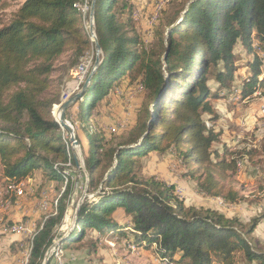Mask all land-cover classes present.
Returning <instances> with one entry per match:
<instances>
[{"label":"trees","instance_id":"obj_1","mask_svg":"<svg viewBox=\"0 0 264 264\" xmlns=\"http://www.w3.org/2000/svg\"><path fill=\"white\" fill-rule=\"evenodd\" d=\"M82 2L24 0L7 22L0 14V168L7 179L24 178L36 169L59 179L62 168L55 164L69 160L52 115L60 103L51 112L59 94L51 92L50 75L58 57L83 55L93 45L77 9ZM134 7L133 0H95L94 30L104 58L75 102L86 115L112 83L128 76L143 88L147 105L126 140L103 149L101 136L100 156L92 151L86 158L90 185L98 168L102 189L82 203L60 245L79 241L89 228L151 248L164 264H238L237 252L249 263L264 264V250L254 249L248 238L264 220V211L245 226L217 209L185 205L174 184L144 176L139 162L151 151L170 152L200 193L227 203L240 199L234 180L238 157L252 160L255 149L212 148L218 133L202 115L212 112L209 99L234 87L240 99L263 88L264 0H192L151 48L131 34ZM237 44L252 57L236 85ZM117 209L127 222L115 217ZM59 220L60 215L37 230L26 264H42Z\"/></svg>","mask_w":264,"mask_h":264},{"label":"rangeland","instance_id":"obj_2","mask_svg":"<svg viewBox=\"0 0 264 264\" xmlns=\"http://www.w3.org/2000/svg\"><path fill=\"white\" fill-rule=\"evenodd\" d=\"M23 1H0V14L5 22ZM191 1L135 0L131 15V34L139 36L147 48L155 47L159 42L158 34L161 33L164 37L168 30L167 24L174 18L175 22L178 21L182 17V8H186ZM90 3L91 0H83L77 5L78 11L84 16L83 27L87 35ZM234 53L236 64L239 66L235 78L237 85L240 84L241 77L247 70V61L252 56L239 44L234 47ZM95 58L93 44L83 55L68 52L55 60L50 75L53 86L51 92L59 94V101L52 104L51 112L53 105L60 103L65 95L70 98L82 88ZM99 58L101 61L104 58L102 50ZM85 59L89 62L90 68L88 66V73L82 82L78 83L74 72L78 64ZM262 59L261 69L264 75V57ZM207 83L212 89L216 86L212 79ZM112 84L107 95L91 106L86 115L82 114L78 102L72 103L66 109L65 119L74 130L78 151L73 148L68 131L56 121L53 113L58 106L54 107L52 115L59 125V132L69 158L64 164H55L62 168L58 175L59 179L50 180L39 169L18 180H9L0 173V217L4 221L11 222L8 220L10 208L17 206L20 200L26 202L20 207L25 206L27 210L31 208L30 213H37L38 231L44 224L60 215L59 222L53 226V240L48 248L62 236L66 238L69 230L75 225L74 217L79 207L85 200H92L102 189L99 169L94 170L93 184L90 185L85 162L92 151L96 156H100L102 151L96 146L101 136L102 142L106 141L103 149L109 145L114 147L126 140L147 105L143 88H140L137 82H130L128 76ZM223 94L218 98L220 100L214 101L217 104L212 103L215 99H209L212 112L205 111L202 115L213 131L218 133V139L213 142L212 148L219 152L222 151L223 146L232 147L233 149L230 150L242 147L255 149V152H252V160L247 156L238 157L234 176L235 187L240 197L238 201L227 203L200 193L195 181L183 175V168L170 152L151 151L154 152L152 155L144 156L139 160L141 173L144 176L154 175L157 179L174 184L176 194L185 205L214 208L237 217L240 221L243 220L241 222L248 226L259 211H264V86L244 99H240L235 87L231 92L225 91ZM214 115L216 118L210 119ZM42 202L45 203L44 207L40 205ZM115 217L121 223L127 222L128 219L121 209H117ZM259 223L248 238L254 249L263 251L264 222ZM113 234L114 232L109 231L106 234L96 235L93 230L85 228L79 241H71L52 248L47 264H164L153 254L151 248L134 246L126 238ZM236 261L238 264H254L247 262L242 252L236 253Z\"/></svg>","mask_w":264,"mask_h":264},{"label":"crops","instance_id":"obj_3","mask_svg":"<svg viewBox=\"0 0 264 264\" xmlns=\"http://www.w3.org/2000/svg\"><path fill=\"white\" fill-rule=\"evenodd\" d=\"M216 100L217 99L213 100L212 103L217 104L216 102H214ZM228 149L230 150L233 148L229 147ZM152 153L154 152H150L148 156L152 155ZM0 173L3 176L1 168H0ZM24 203H26L25 200L23 201L20 200V203L17 206H13L12 208H10V211L8 214V220H10L11 222L22 221L28 224L30 223L37 224L38 223V221H36L37 213L36 212L30 213L31 208H29L30 210H27L25 206L20 207V205H23ZM25 214L26 215L29 214L31 216H26ZM225 215L232 217L228 213ZM260 222H264V220H261ZM0 228H1V221H0ZM28 240L29 239L25 234H20V233L1 234L0 233V264H23V263L25 264L26 261L28 260V257H29L28 255L30 253V241Z\"/></svg>","mask_w":264,"mask_h":264},{"label":"water","instance_id":"obj_4","mask_svg":"<svg viewBox=\"0 0 264 264\" xmlns=\"http://www.w3.org/2000/svg\"><path fill=\"white\" fill-rule=\"evenodd\" d=\"M94 6H95V0H91L90 8H89V26H88L89 32H88V36L93 41L94 49H95V53H96V58H95L94 64H93V66H92V68L90 70V73L87 76L82 88L77 93L72 95L70 98H67L62 103H60L59 107H58V114H57V116L54 115L55 119L59 123V125L61 127H63L65 130H67L68 133L70 134V140L72 141V144H73L72 146H73V148L76 149V151H78L77 150L78 149V145H77L75 133H74L73 128L70 126V124L65 119V111L72 103H74L78 98H80L82 96L83 92H85L88 89L89 84L91 82V79H92L94 73L97 71V69L99 68V66H100V64L102 62L100 60V58H99V53L101 52V48H100V45H99V43L97 41V37L95 35V30H94ZM179 20L176 21L175 23L179 22ZM164 56H165V53H164ZM163 72H164V76H165V71L163 70ZM110 170L107 171L106 175H108ZM74 219H75V217H74ZM64 239H65V236H62L57 242H54L46 250L45 255H44V259L42 261V264H47L48 263L49 253H50L51 249L54 248L57 245H60L61 242Z\"/></svg>","mask_w":264,"mask_h":264},{"label":"built area","instance_id":"obj_5","mask_svg":"<svg viewBox=\"0 0 264 264\" xmlns=\"http://www.w3.org/2000/svg\"><path fill=\"white\" fill-rule=\"evenodd\" d=\"M83 62L84 61H82L78 64V66L76 67V71L74 72L75 76L77 77L78 83L82 82V79H84L85 75L88 73V72H83V70H82V63ZM139 87H141L140 84H139ZM9 180H13V179H9ZM40 205H41V207H44L45 203L42 202V203H40ZM0 220H1V228H0L1 234L20 233V234H25L26 236H28L29 230L31 229V226H32V225H30L29 228H21V221L20 222H8V221L2 220L1 217H0ZM24 252H25V250H24Z\"/></svg>","mask_w":264,"mask_h":264},{"label":"bare ground","instance_id":"obj_6","mask_svg":"<svg viewBox=\"0 0 264 264\" xmlns=\"http://www.w3.org/2000/svg\"><path fill=\"white\" fill-rule=\"evenodd\" d=\"M167 1V0H166ZM91 63V62H90ZM88 66H89V62L87 61V59H85L84 60V62L82 63V70H83V72H87V70H88ZM83 80V79H82ZM62 91V90H61ZM69 94V93H68ZM68 97L65 95L64 96V98H62L61 99V101H60V103L62 102V101H64L65 99H67ZM59 107V106H58ZM55 111H57V112H55ZM54 111V113H53V115H55V116H57V114H58V108H57V110H55ZM219 199H221V198H219ZM222 201H224L223 199H221ZM220 205V204H219ZM7 207H9V204L7 205ZM7 207H5V208H7ZM30 225H32L31 226V229L29 230V234H28V239L29 240H31L32 239V237L34 236V234L37 232V230H38V227H36V224H34V223H30V224H28V223H25V222H21V228H29V226Z\"/></svg>","mask_w":264,"mask_h":264}]
</instances>
